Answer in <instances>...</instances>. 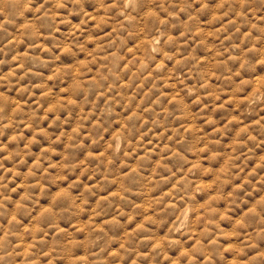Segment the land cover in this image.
<instances>
[{"label":"clouds","instance_id":"clouds-1","mask_svg":"<svg viewBox=\"0 0 264 264\" xmlns=\"http://www.w3.org/2000/svg\"><path fill=\"white\" fill-rule=\"evenodd\" d=\"M0 264H264V0H0Z\"/></svg>","mask_w":264,"mask_h":264}]
</instances>
